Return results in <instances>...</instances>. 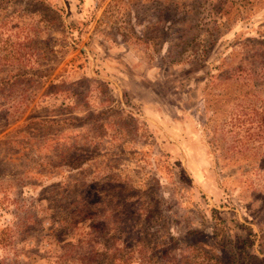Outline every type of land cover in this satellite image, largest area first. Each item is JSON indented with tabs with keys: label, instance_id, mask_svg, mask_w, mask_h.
<instances>
[{
	"label": "rangeland",
	"instance_id": "obj_1",
	"mask_svg": "<svg viewBox=\"0 0 264 264\" xmlns=\"http://www.w3.org/2000/svg\"><path fill=\"white\" fill-rule=\"evenodd\" d=\"M0 264H264V0H0Z\"/></svg>",
	"mask_w": 264,
	"mask_h": 264
}]
</instances>
